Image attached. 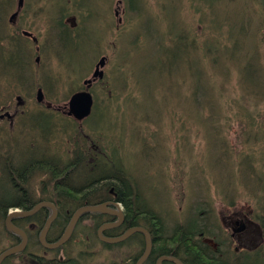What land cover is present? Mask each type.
Wrapping results in <instances>:
<instances>
[{
	"label": "rangeland",
	"instance_id": "obj_1",
	"mask_svg": "<svg viewBox=\"0 0 264 264\" xmlns=\"http://www.w3.org/2000/svg\"><path fill=\"white\" fill-rule=\"evenodd\" d=\"M6 1L0 0V3ZM9 1L11 4L1 15L5 22H9L11 14L16 11L18 0ZM135 3L133 12L126 7V0H23L19 17L15 24L8 23L9 28L13 34L30 32L36 37L37 43L35 45L28 39L31 43L28 42V49L33 51V61L30 57V62L33 63L29 67V79H23L26 82L23 91H9L2 86L0 79V99L11 105V109L8 108L10 114H16L13 124L5 122L0 125V130L5 129L1 139L5 142L10 137L11 144V149L0 148V179L2 164L21 163V155L29 153L27 147H44L42 141L46 137L42 139L40 134L28 131L26 126L39 125L46 115H50L56 118L53 120L55 122L68 120L73 126L82 127L79 131L98 147L100 154L93 162L98 170L90 177L114 174L112 168L115 173L123 170L122 173L128 175L138 189L140 205L159 216L170 232L175 226L185 225L187 219L192 220V217L197 225H202L197 214L208 209H191V206H207V202L214 210L213 217L219 226L222 224L229 229L233 227L235 219L240 217L247 221V213L255 209L241 190H237L238 193L225 188L221 190L234 178L231 167L237 159L231 160L230 153L239 155L251 149L257 155V163L264 154V142H247V135L238 133L240 125H234L237 120H232V115L240 111L236 104L240 99V92L236 88V76L239 73L232 70L231 75L235 77L231 82L233 85L228 90L225 87L221 91L219 89V98L217 90L209 82L213 91L210 95L207 90L208 99H202L200 88H196L195 83L198 87L203 77L206 80V75L200 81L193 82L187 74L188 67L185 69L182 66L178 54H174L168 63L165 53L167 55L170 50L174 36L166 35V31L181 35L188 33L190 38L201 43L212 35L219 39L222 33L229 34L233 29L232 24L238 30L246 20L248 26L249 20L251 27H248L247 34L242 38L246 46H252L250 54L259 55L255 59L259 60L263 68L253 64L251 70L246 72L250 83L258 85L264 81V29L260 32L256 29L262 16L258 7L253 0H141ZM53 23L60 24L64 35L71 41V44L66 45L69 50L65 53L58 45L57 32L51 29ZM222 40L223 46L227 37ZM36 47L39 48L38 52L35 51ZM183 53L187 56V51ZM250 54L244 59L253 60ZM37 55L40 57L38 62L35 61ZM101 57L106 59L104 67L100 68L103 76L94 78ZM225 68L227 72L230 69L229 66H222L223 72H226ZM171 69L175 75H167ZM197 69H201L199 63L195 67V74ZM88 80L91 83L87 87L83 83ZM226 85L230 86V83ZM201 86L205 87L206 83L203 81ZM38 89L42 90L45 99L42 105L36 100ZM195 89L197 92L194 94ZM79 90L88 91L94 99L88 121L75 122L68 115V100ZM17 96L23 106L17 104ZM188 98L197 101V109L202 108V103H211V100L217 106L215 113L210 108V114L215 117L214 124L220 121L223 124L220 137L224 138V148L213 144L211 140L207 141L205 128L210 127L212 131L213 125L211 120H205L209 111H202L201 120L205 123L202 126L200 120L196 119L197 114L192 105L184 109ZM1 108L7 111L6 107ZM251 114L256 125L251 129H264V103ZM246 119L251 117L242 114L241 120ZM41 131L46 132L45 126H42ZM62 136L64 138L55 139L53 146H50L60 153L64 150L61 164L73 158V155L67 154V148H72L78 141L68 139L65 134ZM35 152L37 157L40 152L46 155L42 151ZM30 155L26 161L31 159ZM235 180L241 185V176H236ZM32 183L37 184L38 181ZM0 186L4 188L0 193L6 195L5 192L10 191V184H5L3 179L0 180ZM231 201L235 203L233 206H230ZM3 222L0 220V252L9 248L13 241L3 228ZM83 222L87 227L77 228V231L79 228L82 230L83 236L76 235L62 249L69 258L78 260L79 264H121L123 259L130 258L141 249V245L127 247L135 240H142L139 233L126 243L109 247L95 238L94 229L89 228L91 221ZM189 228L196 229L195 225ZM257 234L263 232L256 225L246 223V231L237 236L236 243L232 242V249L240 252L257 248L260 244V239H255ZM29 252L47 259L59 255L56 249H46L40 242ZM25 261L22 254L4 264H25Z\"/></svg>",
	"mask_w": 264,
	"mask_h": 264
},
{
	"label": "trees",
	"instance_id": "obj_2",
	"mask_svg": "<svg viewBox=\"0 0 264 264\" xmlns=\"http://www.w3.org/2000/svg\"><path fill=\"white\" fill-rule=\"evenodd\" d=\"M133 1L134 0H126V4H127L126 7L130 8L131 10H134L133 12H135V7L133 8V5L135 4L136 6L135 2L138 1L141 2V0H137V1L135 0L134 3ZM212 1L215 2L217 0H212ZM253 3L256 7H258V11H260V15H262L260 23L258 24V28H256L260 32L264 29V0H253ZM10 4L11 2L9 0L0 3V29H1L0 79L2 82V86L6 87L9 91L12 90L23 91V88L26 87L25 86L26 82H24L23 79H29L30 77L29 67L33 63L30 62V57L33 61V57H32L33 51H31V48L28 49V47L31 44L28 41V38L23 37L21 34H13L9 28L8 22H5L4 19L1 17V15H4L2 11H4V9ZM245 21L246 20L242 22L238 30L236 26L234 28V24H232L231 27L233 29L229 32V34L225 35L224 33H222V36L219 39L216 36L212 35L209 36V38H205V40L201 43L199 42L197 43L196 39L190 38L188 33L181 35L178 33L176 34V32L170 30L168 31L165 30L167 32L166 35H170V37L171 35L174 36V39H172L170 50L168 51L167 55L165 53V59L169 63V59H172V56L174 54H178L179 61L182 63V66H185V69L188 67L187 74L189 77L193 79V82L194 80L195 82L200 81L203 75L204 74L206 75V80L205 77L202 78V80L206 83L205 87L201 86L203 82L202 80L198 85V87L197 84L195 83V87L201 89V90L199 89V91H201L202 99H208L206 97L207 90L210 92V95L213 91L211 88V84L208 85L209 82L212 83L213 89L217 90L216 94L219 98V93H218L219 89L221 91L222 87H225L228 90V88L232 87L233 85V83L231 82L232 80H235L234 79L235 77L231 75L232 70L236 72L238 71L239 73L238 77L236 76L237 79L236 88L240 92L239 93L240 99L236 101V104L238 105L240 111L237 114L232 115V120H237L234 123V125H236V123L237 125H240L238 133L241 132L243 135H247V137L245 138L247 142L253 141L255 143L258 141L260 142L261 140L264 142V129H259L257 131H253L251 129L254 126H256L255 118L251 113L256 112L257 108L260 105H262V103H264V81L262 80L260 84L255 85L253 83H250L249 81L250 78H247L249 74L246 71L251 70L250 68L253 64H255L256 67L258 66L261 67V69L263 68V66L261 65L258 59L257 60L255 59L256 56L259 57V55L255 53L252 56L250 54L252 46L251 47L246 46L245 39L242 38L245 37V35L247 34L249 30L248 27H251V22L247 20L248 21L247 22L248 26H247L245 24ZM6 27L8 29H6ZM52 28L55 29L54 30L55 33L57 32V40L59 42L58 45L60 46V50L62 51V53H65L66 51L69 50L68 49L69 47L67 48L66 45L71 44L70 39H67V37L65 36L66 34L64 35V31L61 29L60 24L54 25L53 23L51 29ZM225 36L227 37V42L225 43V45L222 46V41H223L222 38L223 37L225 38ZM34 44L36 45V43ZM175 46H177L178 48H175ZM256 47L258 50L257 43H256ZM38 50L39 48L35 49L36 52H38ZM184 50L187 51L186 54L187 56L184 55L183 53ZM247 54H250L253 60L251 61L246 60ZM6 55H8V57H6ZM37 58L40 57L37 55L36 59ZM198 63L201 69L200 70L197 69L195 74V67ZM222 66L223 67L229 66L230 69L228 68V72H227L225 68L226 72H223ZM170 71L171 72H169V70L167 71L168 73L167 75L173 74L172 69ZM198 73H203V74H198ZM250 73L252 74L251 71ZM227 83H230V86L226 85ZM0 91H1V87H0ZM196 92L197 91L195 89L193 93L195 94ZM232 92L234 93V91ZM183 101H184V97H182L181 102ZM187 101H185V104L183 103L185 106L184 109L186 108L189 109L192 105L193 109L197 114L196 119L198 118V120H200L202 126H204L205 124L204 121L201 120L203 115L202 111L205 112L206 109L209 111L208 114H206L205 120L207 119V122L211 120L213 122V125H212V131L209 130L210 127L205 128L207 130L206 133L207 141L211 140L213 144L220 145L222 146L220 148H224L225 147L224 138L220 137V130L223 124L221 123V121L214 124L215 117L210 114V108L214 110L215 113L217 106L211 100V103L209 101L205 102V104L202 103L201 105L202 108L197 109V105H198L197 101L191 100L190 98H188ZM6 105L7 103L1 101L0 99V106L6 107ZM242 114H244V116L246 117H251V119L249 120L246 119L244 121L241 120ZM30 115L31 114H28L27 116ZM90 118L91 117L87 118L85 121L90 120ZM55 119L56 118H52V116L50 115H46L45 120L39 123V125L36 124V125L26 126L28 131L32 133H37V135L40 134L39 136L42 139L44 136L46 137L42 141L44 145L43 148L30 149L29 147H27L26 150H29L28 151L29 153H27L26 155H21V158H23L22 160L23 162L22 161L21 163L15 162V165L9 163L2 164L3 173L1 179H3V182H5V184L7 183L10 184V191L5 192L6 195L0 193V209H2L1 205H6V207L0 213V220H2V222L4 221V218L7 215V210H8L7 208L10 207L8 205L10 203H14L12 201L15 202L19 201L21 195H23L20 194L21 192L20 189L16 187L17 181L13 180L10 175L13 176L18 172H20L22 168L21 166H23L25 162H30V160H32L35 157V153H36L35 151H42L47 156L38 155V157L45 159V162H47L48 157H51L54 166L52 165V167H50V170L53 175L57 176L56 180L58 181L56 182L55 193L53 197V199L55 200L54 205L57 208L56 210L58 212V217L52 223L51 235L54 233H58L60 232V230L62 231L63 228H65V225L69 221V217L71 216L72 212L75 210L74 208L77 206V204L75 205V203L69 201L70 199L67 198L68 196H72L71 195L72 193L71 190L68 189L66 186L68 187L71 185L82 186L84 184H89L91 182H94L95 180H101L102 181L101 188H105V189L113 188L114 191L117 193V197H118L117 201L119 202V204L121 203L123 205L124 209H126V220L124 225L129 228L131 226L143 227L150 234L152 239V250L150 252V255L144 261L143 264H156L158 259L162 256L175 257L179 259L183 264H264V259L262 260L259 259L260 257L264 258V154L263 157L257 163L255 161L257 155H255L253 150L251 149L248 150V153L247 152L239 153V155L238 154L233 155L230 153V156L232 158L231 160L237 159L234 162L235 164L232 165L231 167L232 168L231 172L234 178L229 181L228 186H223L221 190L225 188L232 192H237V193H238L237 190H241V192L244 194L246 199L250 202V205H252V207L255 209V211L251 210V220L254 221L259 226L260 230L263 232L262 241L257 248L254 247V249L250 251L244 250V251L236 252L231 247L232 239L230 238V236L225 234V231L219 226V223L213 217L212 215L213 209L210 203L207 202V206L205 204H201V205L196 204L195 207H192L193 205L191 206V209H209V211L199 212L197 214V217L200 218L203 222L202 225H197L196 222L193 220V217L191 216L192 220L187 219L185 225L175 226L174 229H172V231L170 232L168 230V227H166L163 224L159 216L145 210L143 206L140 205L138 189L136 185L132 182V180H129L128 175L122 173L123 170L120 171L117 170L118 172L115 173L114 168H112L114 174L112 173L110 175L103 174L99 177H96L97 179L92 178L90 176L97 173L96 170H98L97 169L98 166L95 163L89 161L90 160L89 156H91L92 158H94L95 156L92 154L91 155L87 154L85 163H83L81 160L80 161L78 160V162H81V166L78 167L77 164H75L76 161L75 158L77 157L76 152L73 154V158L69 159L70 160L69 162H65L61 164L60 162H62V158L65 154L64 150L62 151V153H60L58 152V150L51 148L53 146L52 142L55 141V139L58 140V138L59 139L64 138L62 134H65L66 135L65 137L68 136L69 137L68 139L74 140L75 142V140H79L82 134L79 130L82 128L80 126L78 127L73 126L72 122H69L68 120L67 121L63 120V122L61 121L55 122L53 121ZM42 126H45L46 132L41 131ZM4 130L5 129L3 128H1L0 130V148L3 147L2 146L3 143L7 145L10 144L9 142L10 137H8L7 138L8 141L5 142H3V140L1 139V135ZM69 131L71 133L70 135H68ZM86 142L88 141L86 140ZM68 149L70 150V146L67 148V154H68ZM71 150L74 152L77 151L78 148L75 149L74 147L73 149L71 148ZM91 152H93V150H91ZM30 154H32L31 159H29V161H26L25 160L26 158L27 159L30 158L31 156ZM103 154L105 157V153ZM102 168L105 169L104 165H102ZM69 169H71L70 174L72 175V177L81 174L85 176L84 180H82L81 182L77 181L76 183V180H67L65 178L61 181L59 179L60 175L65 173L66 171H69ZM37 172L38 171H36L34 174H36ZM43 172L49 173L48 170ZM43 172H38V175ZM236 176L237 178L241 176V182H240L241 185H239V181L235 180ZM233 181L235 183H233ZM22 184H25V182H23ZM3 189L4 188L0 186V191H3ZM95 190H96L95 187L88 188L86 194L91 195ZM40 200L43 201L44 199H40ZM83 200H85L84 197ZM86 200L89 201V199ZM230 204H231L230 206H233L235 203L231 201ZM20 210L24 212L29 211V209L25 207L23 209L20 208ZM210 218H212L211 223H209ZM45 219H46V214L43 211L37 213L32 217H28V219L14 220V224L22 225L27 221L33 220L37 224L42 225ZM190 225L191 226L195 225L196 229H190L189 228ZM169 232L170 234H168ZM218 233L222 234V236H220ZM33 234L29 235L30 240L28 243L29 244L28 248L29 247L32 248L33 246L38 244ZM140 235L142 238L141 250L139 251L138 255L133 257L134 259H129V261H127L126 264H135L144 251L145 248L144 237L142 234ZM217 236L221 238H218ZM11 237L12 239L13 238L16 239L13 236ZM202 237L203 239H206L204 237L211 238L210 240L214 244L215 248L211 249V247L206 245L204 241L201 240ZM12 242H14V240ZM248 253H251L254 256L250 257L251 255ZM17 256L18 255L5 260L4 263ZM166 263L173 264L170 262H164L163 264ZM44 264H79V261L72 260L71 262L69 261L63 262L57 258L56 262L45 261ZM121 264H125V263L123 262Z\"/></svg>",
	"mask_w": 264,
	"mask_h": 264
},
{
	"label": "flooded vegetation",
	"instance_id": "obj_3",
	"mask_svg": "<svg viewBox=\"0 0 264 264\" xmlns=\"http://www.w3.org/2000/svg\"><path fill=\"white\" fill-rule=\"evenodd\" d=\"M74 20L75 19H73V21ZM12 24H15V22ZM80 91H82V90H79L78 92H80ZM49 106H52V105H48V107ZM6 108H7V111H5L1 108L0 122L1 121H3V122L0 125H3L5 122H8V124L14 123V120H15L14 118H15L16 114L15 113L10 114V112L8 111V108L11 109V105H7ZM86 140L88 142H86ZM9 145L11 146V144H9ZM74 147H75V149L78 148V150L73 152L70 148V150H68V155L72 156L76 152L77 157L75 158V160H76L75 164H77L78 167L81 166V162H78V160L79 161L81 160L83 163H85L87 154H89V155L92 154L95 156L94 158L89 156V159H90L89 161L92 163L95 162V160L98 158V155L100 154V152L98 153V147L96 146V144L93 141L89 140V138L83 134H81L79 140L76 141L75 144H73L72 149ZM91 150H93V152H91ZM39 155L43 156V154L41 152ZM36 156H37V154L35 153V157L32 160H30V162H25L24 165L21 166L22 168H21L20 172H18L17 174H15L13 176L10 175L13 180L18 182V184H16V187H18L20 189V191H21L20 194H23V195H21V198L19 199V201H16V202L12 201L14 203H10L8 205V206H10L9 208H7L8 210L14 209L16 207L18 209H20V208L23 209L25 207L29 210H32L37 204H39L41 202H47V203L49 202V203L54 204L55 200L53 199V197H54V193H55L56 182H58V181L56 180L57 176L53 175L51 170H50V167H52V165H53L52 159L48 157L47 162H45V159L39 158ZM46 170H48L49 173L43 172ZM36 171L43 172V173H40L38 175V172H37L36 174H34ZM70 171H71V169H69V171H66L65 173L61 174L59 179L61 181L65 178L67 180H76V183H77V181L81 182L82 180H84V178H85L84 175L78 174V175L72 177V175L70 174ZM34 181H36V182L38 181V183L33 184L32 182H34ZM23 182H25V184H22ZM101 183H102L101 180H95L94 182H91L89 184H84L82 186L81 185H78V186L77 185H71L69 187L66 186L68 189L71 190V193H72L71 194L72 196H68L67 198L70 199L69 201L77 204L75 210L72 212L71 216L69 217V221H70L72 215L74 214V212L76 210H78L79 208L85 207V206L105 205L107 209H105L106 212H103V213L85 212V213L81 214L77 223L75 224V226L73 228L72 234H71L68 242H66L65 245L68 244L69 242H71V240H73L76 237V235H78V236L82 235L83 236L82 230L79 228V231H77V228L79 226L80 227L81 226L87 227V224L85 222H83L85 220L91 221L89 228L94 229L95 238L98 239L99 241H101V240L98 236V232L103 227H106V228L101 230V235L105 238H119V237H122L128 230L135 228V226H131L129 228V227H126L124 225L125 220H126V209H124L123 205L121 203L119 204V202L117 201L118 197H117V193L114 191V189L113 188H111V189L101 188L102 187ZM91 187H95L96 190L91 195L86 194L88 188H91ZM83 197L85 198V200H83ZM35 198H37V200ZM40 199H44V200L41 201ZM86 199H89V201ZM1 206H2V209H0V213L3 211V209L6 207V205H1ZM48 209H49L48 207H41L39 209L40 211L39 210L38 211L39 212L44 211V213L46 214V219H47L48 214H49ZM249 214L250 213H247L248 216H246L247 221H245L244 217H240V218L235 219L233 227L230 226V228L228 229L226 226L225 227L222 226V229L225 231V234L230 236L233 243H236L238 241L237 236H240V234L242 232L246 231V223L249 222L250 224H254L253 221L251 220V215H249ZM57 217H58V212H57L56 218ZM5 219H6V217L4 218V220ZM46 219H45L44 223L46 222ZM69 221L65 225V228L67 227ZM44 223L42 225H39L35 221L30 220V221L25 222L22 225H16L17 227L24 230L26 238H27L26 239L27 240V246L21 252V253H23V255L26 259L25 264H44L45 261H47V262L55 261L56 262L57 258L63 262H66V261L71 262L72 260H75L72 257L69 258L66 255L67 253L65 254V252L62 251V249L64 248L65 245L56 249V251H58L59 255H58V257H52V259H50V258L47 259L44 256L29 252V249H32L31 247L28 248V245H29L28 243L30 240L29 235H32L34 233L33 234L34 238H35L36 242H38L39 234H40V232L44 226ZM3 225H4V222H3ZM254 225H256V224H254ZM51 226H52V224L50 225V228L46 234V242L49 244L57 242L65 230V228H63L62 231L60 230V232L54 233L51 235ZM258 230H260L259 227H258ZM134 234H136V233L130 234L126 239L122 240L119 243L106 244L102 241L101 242L105 244L104 246L109 245V247L110 246L115 247V246H118L120 244L128 242L131 238H134V236H133ZM139 234H141V233H139ZM218 234L220 236H222V234H220V233H218ZM217 237L221 238L219 236H217ZM85 238L87 239V237H85ZM204 238H206V239H203V237H202L201 240H203L206 245L211 247V249H214L215 246L211 242V240H210L211 238H209V237H204ZM255 239L256 240L260 239V243H261L262 234H257V237ZM18 242H19V239L17 238L16 243H18ZM133 244L135 246H139V245H142V241L135 240L134 242H132V244H128L127 247H132ZM11 246L13 247L14 244L12 243ZM60 252H61V254H60ZM138 254H139V252H136L135 255H133L131 257L128 256L130 258L123 259V262L126 264V262L129 261V259H134L133 257H135Z\"/></svg>",
	"mask_w": 264,
	"mask_h": 264
},
{
	"label": "water",
	"instance_id": "obj_4",
	"mask_svg": "<svg viewBox=\"0 0 264 264\" xmlns=\"http://www.w3.org/2000/svg\"><path fill=\"white\" fill-rule=\"evenodd\" d=\"M22 4H23V0H18V2H17L18 9H20ZM17 14L18 13L16 12L13 15H11L10 22H12V20H14L16 18ZM23 35L31 37L33 41H36L35 38L32 37V35L28 32H23ZM37 61H38V58H37ZM98 75L101 76V75H103V73L96 71L93 74V77L95 78ZM90 83H91V80H88V81L84 82L83 84H86L88 87L90 85ZM42 93H43L42 90L38 89L37 97H36L37 102H42V100L44 98ZM17 100L19 101L20 98H17ZM92 100H93L92 95L88 91H82V92H78V93L74 94L68 102V108H69L68 114L72 115V118H74L76 121H81V119H83L84 117L89 115L90 110H91L90 108L92 105ZM41 207H48L50 209V215L48 216V218L45 222V225L39 234V242L46 249H56V248L61 247L63 244H65L68 241V239L70 238L72 231H73V228H74V226H75L76 222L78 221L81 214H83L85 212H103L102 209H107L105 205L100 206V207H98V206H96V207L95 206H86V207L79 208L72 215L70 222L68 223L67 227L65 228L62 236L59 238V240L57 242H55L53 244L47 243L45 239H46V234L50 228V225L53 223V221L56 219V216H57V210H56L55 205H53L52 203H49V202L48 203L44 202V203L38 204L34 209L29 210V211H25V212L18 210V209L17 210L15 209L14 212L11 213L12 210H9L7 213V218L5 220V227L9 232L20 237L21 242H20V244L15 245L11 248H8V249L4 250L2 253H0V264H2V262L5 259H7L8 257H10L14 254L20 253L26 246V241H25L26 237H25L24 232L21 231L20 229L16 228V227H14L11 223V219H13L15 217L16 218L29 217V216L35 214L39 210V208H41ZM104 228H106V227L101 228L98 232V236L100 238H102L101 237V230H103ZM133 232H141L144 236L145 249H144L142 256L140 257V259L136 263V264H142L147 259V257L149 256V254L152 250L151 237H150V234L146 230H141V228H133L130 231L128 230L125 233V235H123L122 237L105 238V239L102 238V240L105 241L106 243L111 244V243H114V242H117V241H120V240L126 238L127 236H129ZM166 261L171 262L173 264H183L179 259H177L175 257H168V256L160 257L156 264H162L163 262H166Z\"/></svg>",
	"mask_w": 264,
	"mask_h": 264
},
{
	"label": "bare ground",
	"instance_id": "obj_5",
	"mask_svg": "<svg viewBox=\"0 0 264 264\" xmlns=\"http://www.w3.org/2000/svg\"><path fill=\"white\" fill-rule=\"evenodd\" d=\"M8 21H9V20H8ZM105 60H106L105 57H101V58H100V60L98 61L97 65H96V68H95L96 71L101 72L100 68H103V67H104ZM101 64H102V65H101ZM102 76H103V75H101V76H99V77H102ZM80 92H82V91H80ZM76 93H78V92H76ZM76 93H75V94H76ZM93 103H94V101L92 100V105H91V108H90L91 110H90L89 115L86 116V117H84L83 119H81V121H84V120H86L87 118L90 117V115H91V113H92ZM81 121H80V122H81ZM100 206H103V205H99L98 207H100ZM35 207H36V206H35ZM35 207H34V208H35ZM95 207H96V206H95ZM34 208H33V209H34ZM39 209H40V208H39ZM16 210H17V209H16ZM8 211H9V210H8ZM102 211H103V212H106L105 209H102ZM103 212H98V213H103ZM12 213H13V212H12ZM6 218H7V216H6ZM76 223H77V222H76ZM135 228H141V230H145V228H143V227H135ZM132 229H133V228H132ZM130 230H131V229H130ZM130 230H129V231H130ZM133 233H141V232H133ZM133 233H131V234H133ZM24 234H25V233H24ZM141 234H142V233H141ZM124 235H125V234H124ZM25 237H26V235H25ZM101 237H102L103 239H105V237H103L102 235H101ZM127 237H128V236H127ZM127 237H126V238H127ZM99 238H100V237H99ZM102 238H100V240H101L102 242L106 243L105 241L102 240ZM126 238H124V239H126ZM124 239H122V240H124ZM68 240H69V239H68ZM122 240L117 241V242H114V243H119V242H121ZM25 241H26V243H27V240H26V239H25ZM52 244H53V243H52ZM106 244H109V243H106ZM11 247H12V246H11ZM11 247H9V248H11ZM24 249H25V248H24ZM24 249H23V250H24ZM23 250H22V251H23ZM22 251H21V252H22Z\"/></svg>",
	"mask_w": 264,
	"mask_h": 264
}]
</instances>
